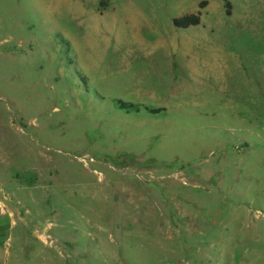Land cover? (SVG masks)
I'll use <instances>...</instances> for the list:
<instances>
[{
    "label": "rangeland",
    "instance_id": "374dc122",
    "mask_svg": "<svg viewBox=\"0 0 264 264\" xmlns=\"http://www.w3.org/2000/svg\"><path fill=\"white\" fill-rule=\"evenodd\" d=\"M229 1L0 0V264H264V0Z\"/></svg>",
    "mask_w": 264,
    "mask_h": 264
},
{
    "label": "trees",
    "instance_id": "16d2710c",
    "mask_svg": "<svg viewBox=\"0 0 264 264\" xmlns=\"http://www.w3.org/2000/svg\"><path fill=\"white\" fill-rule=\"evenodd\" d=\"M223 1V5L225 8V14L226 15H230V10H231V3L229 0H222ZM206 4V1H202L199 3V9H201L204 5ZM200 23V11H197L195 13H189V14H185L183 16L180 17H175L172 19V24L176 27V28H188L191 26H196ZM116 106L119 109H123L127 112H131V111H135L138 112L141 110V108H143L146 111L152 112V113H158L162 110H164V108L159 107V108H149L145 105H139V104H135L132 102H124L120 99L116 100Z\"/></svg>",
    "mask_w": 264,
    "mask_h": 264
}]
</instances>
